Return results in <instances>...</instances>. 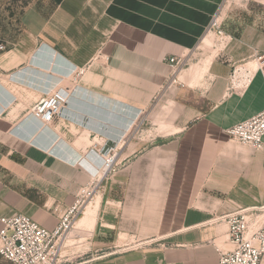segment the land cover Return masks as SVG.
<instances>
[{
  "label": "crops",
  "instance_id": "0c3cea01",
  "mask_svg": "<svg viewBox=\"0 0 264 264\" xmlns=\"http://www.w3.org/2000/svg\"><path fill=\"white\" fill-rule=\"evenodd\" d=\"M7 1L0 229L16 213L55 229L93 182L74 226L92 264H219L221 216L257 208L264 222V150L227 132L264 109V0H31L18 18ZM213 18L220 50L175 74L171 58L210 45ZM58 89L69 102L44 126L31 113ZM110 148L119 167L102 178Z\"/></svg>",
  "mask_w": 264,
  "mask_h": 264
},
{
  "label": "built area",
  "instance_id": "2783aa9c",
  "mask_svg": "<svg viewBox=\"0 0 264 264\" xmlns=\"http://www.w3.org/2000/svg\"><path fill=\"white\" fill-rule=\"evenodd\" d=\"M213 31L222 40L224 32L217 18H213L208 28V33ZM4 48V44L0 42V49ZM185 60L186 58L170 59L175 74L186 64ZM258 62L264 77V55L259 56ZM174 75L171 81H174ZM69 98L70 93L66 90H55L50 97L35 106L31 115L44 126H48L61 114ZM227 132L241 144L264 150V109L229 128ZM97 156L100 158V166L96 168V172H101L102 178H109L118 170V152L114 148ZM99 186V182H93L82 187L75 204L61 216L60 223L53 230L22 213L1 218L3 227L0 229V254L11 264H59L65 238L98 193ZM259 211L257 208H244L220 217L229 225L227 236L231 246L221 252L219 264H262L264 222L256 216Z\"/></svg>",
  "mask_w": 264,
  "mask_h": 264
},
{
  "label": "rangeland",
  "instance_id": "374dc122",
  "mask_svg": "<svg viewBox=\"0 0 264 264\" xmlns=\"http://www.w3.org/2000/svg\"><path fill=\"white\" fill-rule=\"evenodd\" d=\"M30 1L31 0H21V3L18 4L20 5L19 9H15L14 11L16 18L20 17L24 7L27 6L30 3ZM239 2L246 3L247 0H240ZM236 4H240V3H236ZM10 5L11 6L13 5L12 1ZM8 16H9L8 1L0 0V23L3 22L6 24ZM213 35L214 37H211L210 45L204 46L202 43L199 49L195 50V52H192L190 57L189 56L187 57V59L185 60L186 64H184L185 66L182 65L181 67L184 66L185 68H189L190 66L193 67L205 66L207 62L211 59V57H213L216 54V52L220 50L221 38L217 36L215 33ZM181 67L177 70V72H179ZM148 125H149L148 122H145L142 126L143 128H147L149 127ZM86 238H87L86 234H81V233L79 234L76 228L73 229L70 232V234L65 238L62 258L59 264H92L93 259L96 257L92 255L91 252H89L87 248Z\"/></svg>",
  "mask_w": 264,
  "mask_h": 264
},
{
  "label": "bare ground",
  "instance_id": "6f19581e",
  "mask_svg": "<svg viewBox=\"0 0 264 264\" xmlns=\"http://www.w3.org/2000/svg\"><path fill=\"white\" fill-rule=\"evenodd\" d=\"M209 33L214 34L213 32H209ZM206 40H208V42H210V41H211V37L209 36V38H207ZM91 204H92V202L87 206V208H88ZM87 208H86V210H87ZM86 210H85V211H86ZM85 211H84V212H85Z\"/></svg>",
  "mask_w": 264,
  "mask_h": 264
}]
</instances>
